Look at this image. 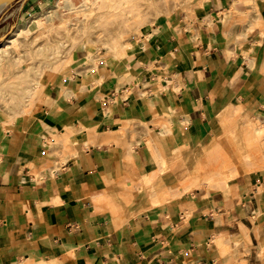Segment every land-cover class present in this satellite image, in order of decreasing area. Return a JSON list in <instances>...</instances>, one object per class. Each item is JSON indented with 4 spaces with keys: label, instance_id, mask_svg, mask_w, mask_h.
<instances>
[{
    "label": "crops",
    "instance_id": "crops-1",
    "mask_svg": "<svg viewBox=\"0 0 264 264\" xmlns=\"http://www.w3.org/2000/svg\"><path fill=\"white\" fill-rule=\"evenodd\" d=\"M41 3L18 0L7 17ZM227 3L214 0L212 22L162 23L130 53L139 62L89 63L79 48L68 73L40 79L28 111L0 119V264H219L226 226L182 183L232 104L264 132V0L261 24L230 50L217 30ZM236 180L228 194L254 208L242 223L264 245V166Z\"/></svg>",
    "mask_w": 264,
    "mask_h": 264
},
{
    "label": "rangeland",
    "instance_id": "rangeland-1",
    "mask_svg": "<svg viewBox=\"0 0 264 264\" xmlns=\"http://www.w3.org/2000/svg\"><path fill=\"white\" fill-rule=\"evenodd\" d=\"M74 1L77 6L83 5L82 0ZM94 1L95 9L91 14L87 13L89 19L86 17L84 20V27L79 29L66 20L59 22L69 14H76L65 8L61 1L62 6L57 7V13L48 22V28L35 29L31 34H20L6 51L0 53V119L10 121L22 110L28 111L33 104L30 101L31 95L40 79L68 73L76 65L75 55L79 48H86L89 63L115 58L139 62L142 54L135 53V57H130V53L138 49V42L143 37L157 33L162 23L175 21V24H182L186 21L190 28L191 23L200 17L210 22L213 20L209 13L214 11V0ZM227 1L225 8L217 15V30L221 45L225 50H230L242 46L254 28L261 24V0H237V9L230 19L228 9L233 0ZM12 4L14 9L18 1ZM50 5H56V0H43L32 13L24 12L19 18L16 15L8 18L7 2L0 4V44L11 35L17 24H26L33 14L46 10ZM216 118L221 124V132L216 133L215 139V131L212 132L214 143L207 151V163L192 167V180L183 182L181 191L183 194L185 190H190L189 194H192L198 188L203 198L210 205L216 206L217 209L211 208L212 213L221 225L226 226L214 238V246L220 257L219 264H258V258L264 260V245H254L252 238L257 236V231L253 233L242 223L246 220L256 221L254 208L248 214L245 211L248 206L243 201L238 202L235 196L228 194V190L232 184L237 183L238 176L246 172H257L264 166L259 160L264 158L263 127L257 119H245L238 104H232ZM218 153H223L225 157L220 159ZM219 161L221 164H218ZM226 163H232L229 164L231 168L228 169ZM227 173L232 176L227 178ZM154 178L153 175L148 177L146 183L151 184ZM146 187L150 191L149 186ZM230 201L233 206H230Z\"/></svg>",
    "mask_w": 264,
    "mask_h": 264
},
{
    "label": "bare ground",
    "instance_id": "bare-ground-1",
    "mask_svg": "<svg viewBox=\"0 0 264 264\" xmlns=\"http://www.w3.org/2000/svg\"><path fill=\"white\" fill-rule=\"evenodd\" d=\"M62 1V3H64L63 4V6L65 7V8H68L69 10H70V12L72 11V14H73V12H76V14L74 13V15H71L70 16V14H69V16H67V18L65 17H63V18H59L60 19V21L59 22H64L65 20L67 21V23H70V24H74V25H76L77 26V28H82V27H84V23L83 22H85L86 20V17L89 15V13L90 12H93L94 11V9H95V4H96V2L94 1V0H82V2H84V3H82L81 2V4H83V5H81L80 6V4L77 6V4H76V1H74V0H56V5H50V7H48V8H46V10H44V11H41V12H37V13H35V14H33V16L30 18V19H28L27 20V22H26V24H17L15 27H14V29H13V31H12V33H11V35H9L7 38H5V40L0 44V53H2V52H4V51H6V49L8 48V46L9 45H11V43L20 35V34H23V33H25V34H28V33H30L31 34V32L33 31V30H35V29H45V28H48V22L50 21V20H52L53 18H54V15L57 13V7H59V6H62V4H60V2ZM6 2H8V0H2V1H0V4H5ZM51 4V3H50ZM55 4V3H54ZM44 9V8H43ZM2 10V9H1ZM70 12H68V13H70ZM87 13H88V15H87ZM91 14V13H90ZM68 15V14H67ZM65 16V15H64ZM59 17V16H58ZM88 18V17H87ZM121 18V17H120ZM89 19V18H88ZM85 20V21H84ZM128 22V21H127ZM126 23V22H125ZM141 42V41H140ZM36 87V86H35ZM33 89H34V87H33ZM35 90V89H34ZM225 110V109H224ZM223 110V111H224ZM222 111V112H223ZM221 113V112H220ZM219 113V114H220ZM217 119V118H216ZM215 119V121H214V123H215V127L216 126H218L219 127V125H221L220 123H219V121H217ZM243 121V120H242ZM216 129V131H217V128H215ZM218 156H219V158L221 159L222 158V156L223 157H225L224 155H223V153H218ZM227 159V158H226ZM229 159V158H228ZM224 161H227V160H225V159H223ZM260 160V159H259ZM223 161V162H224ZM231 162H232V160H231ZM221 163H222V160H221ZM220 163V161H219V163L218 164H221ZM224 164V163H223ZM226 164H228V163H226ZM230 165L232 164V163H229ZM229 164L227 165L228 166V169L229 168H231V167H229ZM225 165V164H224ZM222 167H223V165H221ZM219 167L220 169H223L222 167ZM218 168V169H219ZM219 171V170H218ZM215 172V171H214ZM229 172V171H228ZM223 173V172H222ZM228 174H230V173H227V175H226V177L228 178V177H231L232 176V174H230V175H228ZM223 175V174H222ZM225 175V174H224ZM204 178V177H203ZM202 179V178H201ZM205 179H207V178H205ZM203 181H205V180H203ZM203 181H201V182H203ZM167 197H165V199H166ZM169 198V197H168ZM137 213V212H136Z\"/></svg>",
    "mask_w": 264,
    "mask_h": 264
},
{
    "label": "water",
    "instance_id": "water-1",
    "mask_svg": "<svg viewBox=\"0 0 264 264\" xmlns=\"http://www.w3.org/2000/svg\"><path fill=\"white\" fill-rule=\"evenodd\" d=\"M0 1H2V0H0ZM13 1H18V0H8V2H7V5H8V10H7V13H10L11 11H12V7H13V4H12V2ZM28 0H21V8L23 7V5L25 4V2H27Z\"/></svg>",
    "mask_w": 264,
    "mask_h": 264
}]
</instances>
